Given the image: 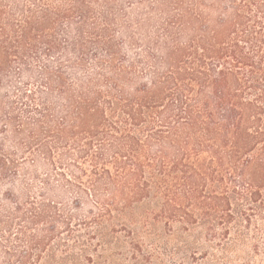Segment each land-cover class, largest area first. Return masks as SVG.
Masks as SVG:
<instances>
[{
    "label": "trees",
    "instance_id": "16d2710c",
    "mask_svg": "<svg viewBox=\"0 0 264 264\" xmlns=\"http://www.w3.org/2000/svg\"><path fill=\"white\" fill-rule=\"evenodd\" d=\"M0 264H264V0H0Z\"/></svg>",
    "mask_w": 264,
    "mask_h": 264
}]
</instances>
